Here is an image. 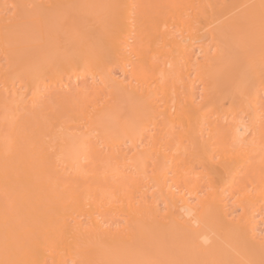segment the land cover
Wrapping results in <instances>:
<instances>
[{
	"label": "bare ground",
	"instance_id": "obj_1",
	"mask_svg": "<svg viewBox=\"0 0 264 264\" xmlns=\"http://www.w3.org/2000/svg\"><path fill=\"white\" fill-rule=\"evenodd\" d=\"M0 264H264V0H0Z\"/></svg>",
	"mask_w": 264,
	"mask_h": 264
},
{
	"label": "rangeland",
	"instance_id": "obj_2",
	"mask_svg": "<svg viewBox=\"0 0 264 264\" xmlns=\"http://www.w3.org/2000/svg\"><path fill=\"white\" fill-rule=\"evenodd\" d=\"M86 80H87V79H86ZM71 86H75V85H74V83H71V85L69 86V87H70V89L72 88ZM79 86H81V83L79 84ZM73 88H74V87H73ZM238 211H239V210H236V211H235V213H234V215H235V214H237V213H238ZM239 212H240V211H239Z\"/></svg>",
	"mask_w": 264,
	"mask_h": 264
}]
</instances>
